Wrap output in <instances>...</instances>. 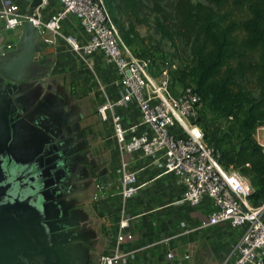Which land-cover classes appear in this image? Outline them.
I'll return each mask as SVG.
<instances>
[{
    "label": "built area",
    "instance_id": "1",
    "mask_svg": "<svg viewBox=\"0 0 264 264\" xmlns=\"http://www.w3.org/2000/svg\"><path fill=\"white\" fill-rule=\"evenodd\" d=\"M29 3L0 0V29H22L30 21L38 37L68 47L96 93L95 114L113 144L108 165L115 178L109 186L116 188L121 216L112 250L99 254L97 263L124 264L133 255L134 250H122L136 239L124 231L130 220L123 213L124 202L146 183L170 176L179 188L172 205L188 207L186 218L179 221L182 233L219 224L240 230L230 251L212 264H264V200L253 205L252 184L237 170L219 164L202 128L201 96L193 85L177 81L175 62L167 55L157 61L134 55L102 0H38L27 16ZM252 137L264 161V125L257 126ZM142 172L150 174L139 182ZM102 194L97 188L91 201L97 204Z\"/></svg>",
    "mask_w": 264,
    "mask_h": 264
},
{
    "label": "trees",
    "instance_id": "2",
    "mask_svg": "<svg viewBox=\"0 0 264 264\" xmlns=\"http://www.w3.org/2000/svg\"><path fill=\"white\" fill-rule=\"evenodd\" d=\"M122 41L136 37L140 0H102ZM157 14L154 30L170 44L188 48V63L177 81L191 84L201 96L200 114L221 123L209 142L224 168L256 179L250 201L264 200V161L252 134L264 125V0H174L167 15L158 0H148ZM126 20V28L117 17ZM119 32V33H120ZM246 84L256 90L251 95ZM205 139H207L205 137Z\"/></svg>",
    "mask_w": 264,
    "mask_h": 264
},
{
    "label": "water",
    "instance_id": "3",
    "mask_svg": "<svg viewBox=\"0 0 264 264\" xmlns=\"http://www.w3.org/2000/svg\"><path fill=\"white\" fill-rule=\"evenodd\" d=\"M37 3L30 0L27 16ZM0 36V75L21 81L39 49L38 31L24 22L11 54L2 53V30ZM43 137L8 120L0 123V264H78L71 245L80 239L57 222L62 209L52 193L49 161L40 157Z\"/></svg>",
    "mask_w": 264,
    "mask_h": 264
},
{
    "label": "crops",
    "instance_id": "4",
    "mask_svg": "<svg viewBox=\"0 0 264 264\" xmlns=\"http://www.w3.org/2000/svg\"><path fill=\"white\" fill-rule=\"evenodd\" d=\"M63 29L67 33L71 31L67 26H64ZM39 39H42L45 47L39 46L37 53L47 57L49 72L53 74L54 72L49 67V56L59 54L53 48L56 45H62V43L57 39L50 40L44 36L38 37ZM3 45L10 46L11 44L3 42ZM73 66L77 67L80 72V77H78L82 86L91 88V84L86 83L84 80L85 72L82 65L73 63ZM59 76L65 83H70L62 74ZM79 94L76 95L79 96ZM95 97L93 100L94 106ZM77 102L79 105V123L81 126L88 128L85 122H88L87 117L90 112L81 103L80 96L77 97ZM89 108H92V105ZM85 111L87 114H85ZM94 117L99 122L96 114ZM99 125L105 131L102 124L100 123ZM261 137L263 138V136ZM99 138L91 136V145L96 148L99 146L103 147ZM104 146L107 149L104 153L108 157L111 156L110 159L113 158V144L107 141L104 142ZM102 151L101 155L103 158L105 155L103 156ZM149 174L150 172L138 173L139 182L147 179L148 177L146 176ZM178 197L179 188L173 183L172 177L163 176L146 183L130 199L124 202L123 213L125 216L128 215L130 217L128 226L124 231H130L136 237L134 241L122 245V250L124 251L134 250L133 255L124 264H212L223 258L230 251L238 240L240 230L229 228L226 224L182 233L179 221L186 218L188 207L183 203L172 205V202ZM76 199L84 200L92 211L91 218L86 220L87 225L82 229L93 224L97 225L98 232L103 230V228L110 232V236L103 239L98 234L85 237L91 240L90 248L94 250L97 256L101 253H109L114 246L117 223L121 216V202L116 194L115 186L107 185L103 190L102 198L97 204H94L89 197L82 198V196H78ZM168 254H171V257H168ZM185 255L187 257H184Z\"/></svg>",
    "mask_w": 264,
    "mask_h": 264
},
{
    "label": "flooded vegetation",
    "instance_id": "5",
    "mask_svg": "<svg viewBox=\"0 0 264 264\" xmlns=\"http://www.w3.org/2000/svg\"><path fill=\"white\" fill-rule=\"evenodd\" d=\"M17 48L18 44L10 45L2 53H14ZM37 52L21 81L14 82L0 75V123L8 120L18 127L43 134L40 157L49 161L52 193L62 209L59 223L82 239L81 243L91 245L90 239L82 235L79 238L86 220L72 224L69 205L80 203L78 196L91 198L97 188L104 190L115 177L101 153L95 154L90 129L79 123L73 84L50 73L47 57ZM41 126L45 131L41 132Z\"/></svg>",
    "mask_w": 264,
    "mask_h": 264
},
{
    "label": "rangeland",
    "instance_id": "6",
    "mask_svg": "<svg viewBox=\"0 0 264 264\" xmlns=\"http://www.w3.org/2000/svg\"><path fill=\"white\" fill-rule=\"evenodd\" d=\"M174 0H158V5L160 8L167 13H171V7ZM191 2H204V0H190ZM157 14L152 8V4L148 0H140V14L139 18L142 19V22L139 24H136L134 21V31L136 32V37L133 38L132 44H130L129 48L131 52L134 55L137 56H143V55H149L152 56L154 61H157L162 56H169V58L175 62V64L179 68H182L184 64L188 63V48L186 45H184L180 41H175L174 44H170L166 40L160 38L159 34H157L154 30V21L157 18ZM118 22L122 25L123 30L126 28V20L119 16L117 17ZM119 28V27H117ZM21 29L20 28H5L3 33L5 34V44H11L15 45L17 44V40L19 37ZM120 32V31H119ZM121 34V32L119 33ZM122 35V34H121ZM121 37V36H120ZM59 43V42H57ZM62 43V42H61ZM37 44L40 47H45V43L42 41V39L37 40ZM39 50V49H38ZM57 53L56 56H49V67L51 70L56 74L60 75L62 74L65 76L66 80L70 81L71 83H74L75 93L79 94L81 98V103L85 105V108L88 112H90L89 116L87 117L88 122H85L86 126L90 128V134L92 137H100V143L103 145L99 146L98 148L94 149L95 154L99 155L101 151L103 152V159L108 163L111 159L108 157L104 151L107 150L106 146H104V142L111 141L107 138V135L104 130L101 129L100 123L96 121L95 119V108L93 104L94 96H96V93L94 92L93 87L86 88L82 86V84L79 82L80 80V72L78 71L77 67L73 66V63H78L74 56L69 51L68 47L62 43V45L55 46L53 48ZM61 64V65H60ZM148 72L155 76L152 68H148ZM79 76V77H78ZM246 88L248 92L251 95H256V90L252 87H250L249 84H246ZM77 96V97H79ZM92 105V108H89V106ZM85 114L87 112L85 111ZM210 115L204 111L201 118V124L202 128L204 129L206 140L209 141L213 138L215 133V128H220L221 123L220 121L210 124L209 123ZM99 123V124H98ZM103 140V141H102ZM112 154V152H111ZM114 156V151H113ZM98 159H100L98 157ZM235 170V169H234ZM246 179L252 184L253 188L257 187L256 179L251 176H245ZM117 185V181H116ZM69 216L72 219V224H77L79 221H85L89 220L91 218V208L88 204L85 203V201H81L80 203H77L75 205H69ZM58 224L61 225L59 222V218L57 220ZM97 225H91L90 227H87L85 229H82L79 234L82 235V237H88L90 235L96 236L97 234L100 235V237L106 238L110 236V232L103 228L100 232H98ZM82 242V239L80 240ZM103 241V240H101ZM78 241H74L71 245V249L73 250V254L75 255L78 264H97L96 258L97 255L90 248V245L84 244Z\"/></svg>",
    "mask_w": 264,
    "mask_h": 264
}]
</instances>
